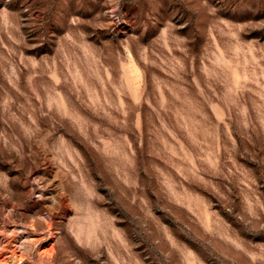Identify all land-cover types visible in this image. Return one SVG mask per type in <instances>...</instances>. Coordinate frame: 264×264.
Here are the masks:
<instances>
[{"label":"rangeland","instance_id":"obj_1","mask_svg":"<svg viewBox=\"0 0 264 264\" xmlns=\"http://www.w3.org/2000/svg\"><path fill=\"white\" fill-rule=\"evenodd\" d=\"M0 264H264V0H0Z\"/></svg>","mask_w":264,"mask_h":264}]
</instances>
